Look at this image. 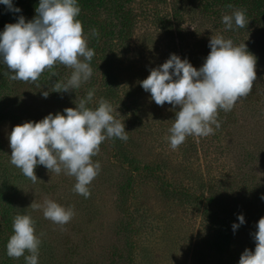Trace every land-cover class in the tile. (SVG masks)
<instances>
[{
	"label": "rangeland",
	"instance_id": "374dc122",
	"mask_svg": "<svg viewBox=\"0 0 264 264\" xmlns=\"http://www.w3.org/2000/svg\"><path fill=\"white\" fill-rule=\"evenodd\" d=\"M13 3L21 9L18 15L30 20L39 0ZM78 4L77 19L95 53L87 82L57 92L55 84L66 80L72 69L58 64L36 82H24L10 79L14 73L4 69L3 62L0 65V264H26L24 256L6 255L17 214H28L35 221L41 239L38 264H238L245 248L254 250L253 234L264 216V3L78 0ZM237 9L246 10L248 24L226 29L222 16ZM13 15L0 4V22L12 23ZM216 35L236 45L244 42L257 58L252 91L231 111L218 110L220 127L213 126V134L188 136L173 150L168 136L179 106H158L140 81L171 53L187 57L199 68L210 51L211 36ZM92 88V104L104 99L117 108L113 115L124 123L128 140L101 143L92 157L101 170L88 186V198L73 190L75 177L63 170L56 174L37 165L38 179L33 183L10 163L12 128L75 107ZM43 91L49 92L47 98ZM138 167L154 170H143L136 183ZM124 184H131L126 206L121 195ZM162 186L190 197L174 199L161 191ZM211 194L214 210L233 218L228 244L224 229L207 216L202 203ZM48 199L73 209L69 222L55 224L43 217L42 210L32 209L31 203ZM238 214H243L245 223L234 232ZM224 247L228 253L221 250Z\"/></svg>",
	"mask_w": 264,
	"mask_h": 264
},
{
	"label": "clouds",
	"instance_id": "9594fccd",
	"mask_svg": "<svg viewBox=\"0 0 264 264\" xmlns=\"http://www.w3.org/2000/svg\"><path fill=\"white\" fill-rule=\"evenodd\" d=\"M6 10L14 14L21 9L13 0H0ZM78 0H39L35 16L26 20L23 14L14 23H6L0 31V61L7 66L12 80L36 82L47 69L63 65L72 69L70 76L55 84L57 92L78 89L92 75L90 62L94 50L88 47V37L82 22ZM246 10L237 9L222 16L226 29L244 28ZM92 35L97 36L95 29ZM210 51L203 64L196 68L187 57L171 53L158 67L140 81L142 89L151 95L158 106L170 104L175 112L174 123L169 129L168 141L175 150L186 137H206L220 127L218 110L231 111L235 102L246 97L256 80L257 58L246 44L236 45L221 35L211 36ZM56 75V73H52ZM95 89L63 112L48 113L38 121L28 120L15 125L9 133L10 163L19 168L33 183L38 179L37 165L49 172L75 177L73 190L88 198L89 185L101 170V164L93 161L106 139L127 141L125 125L113 115L112 104L100 99L92 107ZM41 95L47 98L48 91ZM264 199V196L261 197ZM32 209L42 210L43 217L58 225H65L74 216L71 207L53 200L43 204L31 203ZM232 224L235 230L245 223L243 214L237 215ZM35 221L28 214H17L12 221V235L6 243V255L10 258L24 256L26 264H38L41 239L35 232ZM254 250L245 248L238 264H264V216L256 224L253 234ZM28 253V255H25Z\"/></svg>",
	"mask_w": 264,
	"mask_h": 264
},
{
	"label": "trees",
	"instance_id": "16d2710c",
	"mask_svg": "<svg viewBox=\"0 0 264 264\" xmlns=\"http://www.w3.org/2000/svg\"><path fill=\"white\" fill-rule=\"evenodd\" d=\"M261 3H264V0H259ZM18 16V14H14L13 15V20H12V23H14L15 22V20H16V17ZM6 24V22H0V29H3V27H4V25ZM1 63H2V61H0V65H1ZM5 67H6V65H4L3 66V68L5 69ZM95 106H97V102L95 103V104H92V107H95ZM197 149H198V147H196L195 148V150L197 151ZM187 150H188V148H187ZM199 150V149H198ZM200 152V151H199ZM145 169H148V170H150V172L152 171V173H153V170H154V168H137V169H135L134 171V173L136 174V175H134V182H136L137 181V177H139V176H142L143 175V170H145ZM160 169V168H159ZM162 169H163V167H162ZM137 183V182H136ZM125 185V184H124ZM129 185H131V184H126L125 185V187L122 189V193H121V195H123V197L125 198L122 202H124L122 205L123 206H126L127 205V197H128V189H129ZM163 190V193L164 194H166L167 196H170V197H175L174 199H178V200H180L179 199V197H190V195H187V194H185V193H179V194H173V193H171V192H169V190H166L165 189V187H163L162 186V188H161V191ZM181 194V195H180ZM178 195V196H177ZM206 202H204V201H202V203L204 204V206H205V211H206V213H207V216L209 217V216H212V218H214L216 221H218L219 222V227H220V229H224L222 232H223V234L225 235V237H226V239H227V244H228V241H231V234L229 233V224H230V222L229 221H231L233 218H231V219H229L228 218V216H227V213H222V211L220 212L219 210H214V208H213V206H212V204H211V201H214V199H213V196H212V194L210 195V197L207 199V200H205ZM228 247H224V248H221V250L224 252V253H228L229 251H228ZM4 264H6V263H4Z\"/></svg>",
	"mask_w": 264,
	"mask_h": 264
}]
</instances>
